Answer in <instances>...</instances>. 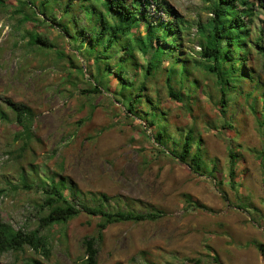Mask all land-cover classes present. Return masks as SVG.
Instances as JSON below:
<instances>
[{"label":"rangeland","instance_id":"rangeland-1","mask_svg":"<svg viewBox=\"0 0 264 264\" xmlns=\"http://www.w3.org/2000/svg\"><path fill=\"white\" fill-rule=\"evenodd\" d=\"M43 1L0 0V103L6 107V99H12L35 112L31 138L9 108L8 117L0 114L1 220L25 231L39 228L42 193L34 185L24 187L21 178L24 170L34 173L33 164L45 179L66 177L70 197L73 190L106 192L141 199L164 212L156 220L109 225L98 244V264H150L139 257L144 249L157 264H219L213 261L215 254L223 264H264L257 247L264 243V139L245 95H229L233 127L222 129L225 118L215 103L220 98L219 86H207L212 78L205 77L206 90L194 107V119L161 89L170 120L179 125L196 122L219 167L227 171L229 147L242 153L237 167L239 185L232 188L227 172L215 180L163 152L153 137L154 127L143 118L128 116L115 98V80H110L109 90L84 92L94 83L88 53L81 44L89 45L84 40L87 32L83 35L81 31L90 27V20L80 10L76 24H70L64 3ZM167 1L189 25L185 51L198 56V23L211 17L209 4L204 0ZM148 12L154 21L167 19L153 5ZM253 21L264 27V8H255ZM139 30L143 34L144 27ZM31 33L46 38L52 47L31 44ZM256 51L254 65L264 82V57ZM140 59L145 61L141 55ZM115 69L113 65L111 77ZM124 76L132 79L134 72H124ZM220 179L224 183H218ZM187 194L209 209L191 206ZM99 221L81 212L67 223L42 228L48 254L30 247L18 256L2 252L0 264H27L32 256L46 264H84L85 239L97 235Z\"/></svg>","mask_w":264,"mask_h":264},{"label":"trees","instance_id":"trees-1","mask_svg":"<svg viewBox=\"0 0 264 264\" xmlns=\"http://www.w3.org/2000/svg\"><path fill=\"white\" fill-rule=\"evenodd\" d=\"M56 1L57 5L64 3L70 24H76L80 10L91 23L90 27H82L81 31L83 35L87 32L84 40L89 45L86 47L83 41L81 44L88 53L86 57L94 78L93 85L84 92L91 94L109 90L110 80H115L117 85L112 91L117 95L115 98L123 103L128 116L143 118L145 123L154 127L153 137L163 152H169L193 172L210 174L215 180L227 172L230 186L237 188V167L242 153L229 147L228 169L226 171L219 167L216 158L207 151L205 138L196 122L179 125L170 120V113L163 105L161 89L168 99L181 103L189 110V115L194 119V107L199 103L200 93L206 90L205 77L212 78L213 83L209 82L207 86L218 84L220 98L215 103L225 118L220 127H233L228 115L229 95L237 92L245 95L246 104L254 113L264 139V82L254 65V51L257 50V54L264 57V27L255 25L253 21L255 8H264V0H204L209 4L211 17L206 22L198 23L200 50L196 57L187 53L184 47V36L188 33L189 25L167 0ZM152 5L157 12L163 11L167 19L158 17L152 20L148 12ZM139 26L144 27L143 34ZM30 43L52 47L46 38L34 33H31ZM140 55L145 61L140 59ZM165 62L166 66L163 65ZM113 65L116 69L111 77ZM75 66L82 70V67ZM130 70L134 72L132 79L124 76V72ZM159 73L163 77L161 82ZM6 103V107L0 103V114L8 117L6 108H9L31 138L34 109L12 99H6ZM261 160L264 164V149ZM31 166L34 173L24 170L21 178L24 187L33 188L34 185L42 193L39 228L33 231L16 229L0 217V253L12 251L18 256L26 247H30L36 252L48 254L47 236L41 233V229L67 223L81 212H86L99 217L100 221L97 235L85 239L87 257L84 264H98V244L104 240L109 225L122 221L156 220L164 214L141 199L123 198L106 192L73 190L70 197L66 177L50 176L45 179L37 174V165ZM35 173L36 176H33ZM218 183H224V179ZM186 197L191 206L209 209L191 195L187 194ZM224 197L228 199L226 194ZM257 247L264 262V243H257ZM212 256L213 261L223 264L218 255ZM139 257L146 263L157 264L150 261L145 249L139 251ZM30 258L27 264H46L37 257Z\"/></svg>","mask_w":264,"mask_h":264}]
</instances>
